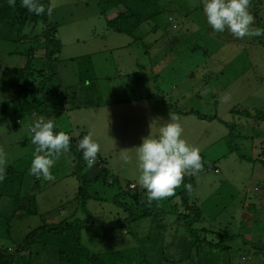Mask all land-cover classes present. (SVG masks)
<instances>
[{
  "label": "rangeland",
  "instance_id": "rangeland-1",
  "mask_svg": "<svg viewBox=\"0 0 264 264\" xmlns=\"http://www.w3.org/2000/svg\"><path fill=\"white\" fill-rule=\"evenodd\" d=\"M99 1L40 3L46 10L53 8L48 18L56 25L60 43L58 78L51 87L64 91L68 101L65 113L55 120L56 128L71 137L93 133L100 145L98 155L110 171L108 180L117 178L118 183L92 184V198L82 210L72 154L56 161L54 179L31 175L35 146L29 126L40 117L14 121L6 111L0 117L1 251L13 252L38 226L90 218L80 243L107 264H264V254L253 248L258 242L264 245V37L214 32L203 0H147V5L130 0L147 18L131 38L107 29ZM249 11L252 27L264 28V0H249ZM122 12L119 6L105 16ZM39 32L40 26L26 27V38L18 41L0 34V75L4 69L21 67L25 50L32 48L35 58L43 57ZM12 87L5 86L9 92ZM7 94L0 92V103ZM173 110L216 119L198 120L192 114L184 122ZM150 113L163 116L150 120ZM170 115L178 117L183 138L200 150L202 159V170L189 174L194 180L190 199L201 214L193 229L205 230L206 241H213L215 233L234 236L222 254H209L203 243L190 246L191 237L176 219L179 209L171 208L177 198L156 201L159 219L156 215L130 223L112 202L128 182L135 183L140 196L146 195L137 183L135 147L150 133L157 135ZM28 194L34 195L32 204L26 201ZM30 264H58L54 248L34 245Z\"/></svg>",
  "mask_w": 264,
  "mask_h": 264
},
{
  "label": "trees",
  "instance_id": "trees-1",
  "mask_svg": "<svg viewBox=\"0 0 264 264\" xmlns=\"http://www.w3.org/2000/svg\"><path fill=\"white\" fill-rule=\"evenodd\" d=\"M146 1L141 0L140 2L147 5ZM119 6L124 8V12L107 19L106 12ZM99 10L100 15L106 19L108 30L131 38H133V33L141 25V22L147 19L139 14L134 2H130V0H100ZM144 10L147 11V8L145 7ZM0 26L3 28L0 34L5 32L3 36L11 41L26 38V35L22 34L23 29L26 27L34 29L40 26L39 37L45 46L41 59L35 58L34 49L30 48L22 53L24 63L20 68L4 69L1 73L0 92L8 94L2 97L0 117L6 111H9L14 121H20L36 114L40 118H51L55 122L60 115L65 113V104L68 102L63 97L66 96L64 91L61 92L55 87H51V83L58 78L55 63L57 62L60 43L55 37L56 25L50 21L47 14L35 15L29 13L21 6L20 0H16L15 7L9 6L8 0H0ZM7 84L8 86L13 85L12 91L9 92L5 88ZM72 98L73 96L70 97V99ZM173 111L181 115L193 114L199 120L208 119L213 121L216 119L215 116L207 118L196 111ZM55 130L58 131L57 128ZM84 135L85 133L81 132L76 137H71L69 151L73 156L74 163L72 174L79 182L77 198L82 210H84L86 202L92 198V195L89 194V188L92 184L97 181H101L108 186L118 183L117 178L111 177L112 179L108 180L109 173L103 167V161L98 155L96 158L97 164H93L91 167L87 166L82 152L78 148L79 141ZM129 184L128 182L124 189H120L112 200L116 207L127 214L126 220L130 223L149 217L156 218V215L158 216L156 219H159V214H162L160 205L156 201L149 202L147 194L142 197L137 193V189L130 190L128 188ZM35 186L31 189L36 190ZM193 189L194 180L191 175H186L181 185L175 189L174 194L171 196V198H177L178 201L172 204L171 208L174 210L179 209L176 219L182 222L191 237L190 246L203 243L209 254H222L229 249L228 243L235 237L215 233L213 241H206L205 235L207 232L205 230L193 229V224L201 219L200 210L190 199ZM26 199L27 202L32 204L34 195L28 194ZM29 213L34 214V210L29 211ZM89 222L90 218L85 220L74 219L64 221L55 227L38 226L31 229L24 239L17 244L13 252L5 250L2 252V248H0V264H30V251L34 245L54 248L58 264H107L100 256L89 254L88 250L80 243V233ZM253 248L264 254L262 243L253 244ZM23 253L27 255H22Z\"/></svg>",
  "mask_w": 264,
  "mask_h": 264
},
{
  "label": "clouds",
  "instance_id": "clouds-1",
  "mask_svg": "<svg viewBox=\"0 0 264 264\" xmlns=\"http://www.w3.org/2000/svg\"><path fill=\"white\" fill-rule=\"evenodd\" d=\"M8 4L15 7L16 0H8ZM20 4L35 15L53 12L52 7L46 10L40 0H20ZM203 12L214 32L228 31L236 38L264 37V28L252 27L254 16L249 11V0H203ZM55 129L54 120L44 117L29 126L31 142L35 146L29 172L37 178L54 179L51 170L56 161L70 151V134ZM182 133L178 117L170 115L169 120L160 124L157 135L150 133L135 147L137 183L145 189L149 202L171 197L186 175H195L202 170L200 150L189 145ZM78 148L87 166L91 167L100 151L93 133L84 135ZM127 162L128 157H125ZM3 165L4 156L0 152V180L4 178Z\"/></svg>",
  "mask_w": 264,
  "mask_h": 264
},
{
  "label": "crops",
  "instance_id": "crops-1",
  "mask_svg": "<svg viewBox=\"0 0 264 264\" xmlns=\"http://www.w3.org/2000/svg\"><path fill=\"white\" fill-rule=\"evenodd\" d=\"M108 19H111V18H108ZM150 52H151V50H150ZM172 113L174 114V115H177L178 117H182V119L184 120V119H188L191 115H181V114H178V113H176V112H174V111H172ZM150 120L151 119H153V117H155V116H163L162 114H160V115H157V114H155V113H150ZM71 119H70V117H69V121H70ZM199 120V119H198ZM184 122H185V120H184ZM100 124H101V122H100ZM137 127H139L138 125H136ZM81 133V132H80ZM82 133H84V132H82ZM78 135V134H77ZM86 135V134H85ZM98 155V154H97ZM99 156V155H98ZM100 157V156H99ZM101 158V157H100ZM101 160L103 161V167L107 170V172L109 173L110 171L108 170V168L107 167H105V165H106V162H105V160L104 159H102L101 158ZM214 171H216V170H214ZM129 183H132V184H134L135 185V183L134 182H129ZM136 186V185H135ZM136 188H137V186H136Z\"/></svg>",
  "mask_w": 264,
  "mask_h": 264
},
{
  "label": "built area",
  "instance_id": "built-area-1",
  "mask_svg": "<svg viewBox=\"0 0 264 264\" xmlns=\"http://www.w3.org/2000/svg\"><path fill=\"white\" fill-rule=\"evenodd\" d=\"M94 164H97V162L95 161ZM128 188H129L130 190H134V189H135V185L131 183V184H129Z\"/></svg>",
  "mask_w": 264,
  "mask_h": 264
}]
</instances>
